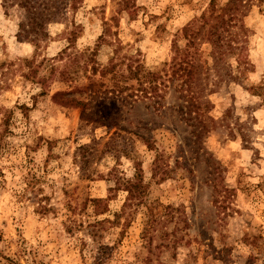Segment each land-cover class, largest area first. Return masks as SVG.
Wrapping results in <instances>:
<instances>
[{"label": "rangeland", "instance_id": "obj_1", "mask_svg": "<svg viewBox=\"0 0 264 264\" xmlns=\"http://www.w3.org/2000/svg\"><path fill=\"white\" fill-rule=\"evenodd\" d=\"M234 1L0 0V264H264V0ZM220 13L193 120L91 72L167 68Z\"/></svg>", "mask_w": 264, "mask_h": 264}, {"label": "trees", "instance_id": "obj_2", "mask_svg": "<svg viewBox=\"0 0 264 264\" xmlns=\"http://www.w3.org/2000/svg\"><path fill=\"white\" fill-rule=\"evenodd\" d=\"M242 0H235L230 3V7L225 11H221V13H225L232 6L237 7L241 4ZM220 13V15H214L212 19L218 18V21L209 23V16L203 15L200 17L201 23L195 26H190L185 30V37L187 38L186 47L183 50H177L175 56L172 58L171 62L167 66V68L161 69L158 72L146 71L144 69H140V67H131L128 68V75H124L119 71L117 66L119 64L114 63L112 60L108 65L105 66H92L91 72L92 74H99L100 78H108V81L111 83V90L109 93L113 95V97L118 99H126L128 98H138L148 101V106L152 107L154 110L159 111L164 108L163 99L164 95L167 91L173 92V96L177 100L176 109L178 112H184L181 114V117H185V120H191L192 118H187L186 116L192 113V108L194 106L193 101H196V93L190 92L192 90V80L194 79V74H196L195 81L197 80V69L199 65L197 64V54H199L198 49L195 45V39L200 34V31L203 30L202 37H205L207 40L218 46L217 56L220 57L223 53L221 49L227 47V50H231L232 46L230 44L231 34H229V38L223 36L224 32H228V22H230L233 18L231 15H228L227 19H224ZM230 14V12H229ZM209 18V19H208ZM34 26H38L32 22ZM208 24L205 29L204 26ZM243 30H245L244 26H241ZM240 27V28H241ZM226 52V51H225ZM135 78L138 84V89L136 92L138 93H128L127 90L130 88L127 85V81ZM70 93L62 92L56 94L57 96H65ZM176 95V96H175ZM134 101V100H133ZM73 102V99H72ZM179 102V103H178ZM67 104V103H66ZM75 105H86L80 101H76ZM196 119V117H194ZM193 120V119H192ZM9 116L4 117L2 119V124L8 125ZM196 133V132H195ZM196 135V134H195ZM3 134H0V137ZM198 136L196 135V138ZM3 138V137H2ZM0 138V141L2 140Z\"/></svg>", "mask_w": 264, "mask_h": 264}]
</instances>
